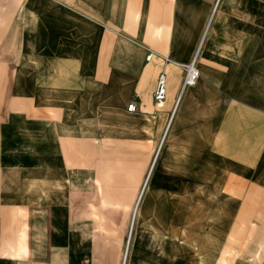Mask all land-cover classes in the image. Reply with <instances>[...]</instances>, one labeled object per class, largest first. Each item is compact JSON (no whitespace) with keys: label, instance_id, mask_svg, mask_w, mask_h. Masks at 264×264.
I'll use <instances>...</instances> for the list:
<instances>
[{"label":"crops","instance_id":"0c3cea01","mask_svg":"<svg viewBox=\"0 0 264 264\" xmlns=\"http://www.w3.org/2000/svg\"><path fill=\"white\" fill-rule=\"evenodd\" d=\"M20 8L14 42L0 25V264H119L117 243L88 227L91 205L101 219H128L122 207L132 206V220H145L149 244L167 258L168 232L208 240L226 232L225 209L185 229L183 203L192 198L184 202L183 190L223 189L224 206L234 190H264V0H24ZM198 49L199 79L177 102L183 66ZM161 74L165 99L156 104ZM160 141L142 211V192L137 202L121 170L93 184L103 194L88 196L89 142L131 156ZM160 191L181 194L170 219ZM141 237L128 264H168L146 258ZM21 243L30 255L18 253Z\"/></svg>","mask_w":264,"mask_h":264},{"label":"rangeland","instance_id":"374dc122","mask_svg":"<svg viewBox=\"0 0 264 264\" xmlns=\"http://www.w3.org/2000/svg\"><path fill=\"white\" fill-rule=\"evenodd\" d=\"M22 2H24V0H3V18L0 19V25H3L4 35L8 34L7 36L12 42H14L15 28L14 26L12 28L11 24H15L16 14L18 11H21L20 7ZM218 2L219 0H217V4ZM202 42L203 36L199 39L197 48L201 49ZM3 50L4 55L8 54L5 52L8 50L5 44ZM149 55H151V53H148V56ZM148 56H146L145 59H147ZM3 70H5V59L3 69V61L2 58H0V100L3 99ZM170 122L171 116L165 126V132ZM160 143L161 141L158 146L155 143H142L137 146V148L130 150L132 153L131 156H126L125 154L112 153V148L116 147L110 146V142H104V146L102 144L94 145V142H89L86 163L88 196L95 197L98 194H103L104 190H97V192L96 189L93 188V184L101 183L100 181L109 179L112 173L117 176V172L121 170L120 172L123 173L120 175L122 177L124 176L125 181L134 180L137 185L135 189L136 201L140 192H142V197L138 204V209L142 211L143 201L146 197V183L147 181L155 179V169L157 168L159 160L158 152ZM58 160L59 157H57V161ZM154 162H156L155 166ZM153 166L154 169L152 171ZM223 191V189L206 190L197 188L183 190L184 202H187L186 198H192V203H187V205L183 203L185 229H193L194 226L205 221L208 216H212L214 210L225 209L227 212L226 232H212L213 235L210 240L202 234L206 232H198V236H194V238H192L194 232H168L169 236L166 239V247H163L164 251H162L164 255H168L167 258L161 254L159 247L157 248L155 244H149L150 237L148 236V228L145 226V220H140L137 215L135 220H132V206L125 205L122 207L124 210L127 209V213L130 210L128 219L125 218L127 215L121 212L120 214H113V212L106 213L104 219H101L96 215L95 207L97 206L91 205L89 208H91L93 212L90 216L93 219L87 222L88 227H93L94 230L104 234L105 237L113 239L117 243V259L119 264H128L131 262L135 253V248L139 250V247H132L133 240L138 239L139 235H142L140 244L146 246L144 249L140 248L142 251L144 250L142 254L153 261L155 259L161 260V257H163L162 260L165 258L168 260V264H194V261L197 260V258L200 260L201 256L206 264H213L214 262L215 264H238L235 262H242L241 264H264V190L251 188L234 190L236 193L233 191L232 203L226 206L223 205ZM162 193L163 192L160 191V196L165 198L164 200L166 202L162 207H168V218L170 219L174 216L176 208L181 206V203H178V201L181 200V194L175 196L174 192ZM125 194H127V190H125ZM240 195L243 196V199H241L243 201L242 204L238 203L237 200L239 199H235V196L239 198ZM168 198L169 201L167 202ZM89 200L94 202L93 198ZM107 206L108 205L105 204L104 208H107ZM109 206L110 208H121V206L118 205ZM57 230L62 232L63 222L59 223ZM57 230L56 232H58ZM153 230L155 229L153 228ZM156 234L158 236H163L161 232H156ZM209 235H211V232ZM129 241L130 246H128ZM148 246H150V248L152 247L151 250ZM19 251H22L25 255H30L26 244L21 243L18 253ZM1 256L3 257V254H1ZM12 256L14 257V255ZM154 257L156 258L154 259ZM124 258H126V261ZM154 264H156L155 261Z\"/></svg>","mask_w":264,"mask_h":264},{"label":"built area","instance_id":"2783aa9c","mask_svg":"<svg viewBox=\"0 0 264 264\" xmlns=\"http://www.w3.org/2000/svg\"><path fill=\"white\" fill-rule=\"evenodd\" d=\"M199 49L197 50L194 58L191 60L190 63L186 64L183 66V69L185 71V75H184V79H183V83L177 98V102L179 101L182 92L190 87H193L196 83L197 80L199 79V72L195 66V62H196V57H197V53H198ZM151 58V55H149L147 57V60H149ZM153 99L155 101L156 104H161L164 99H165V77L163 74L158 76L157 79V84H156V89L153 95ZM127 110L129 112L135 110V106L134 104H130L127 107Z\"/></svg>","mask_w":264,"mask_h":264},{"label":"bare ground","instance_id":"6f19581e","mask_svg":"<svg viewBox=\"0 0 264 264\" xmlns=\"http://www.w3.org/2000/svg\"><path fill=\"white\" fill-rule=\"evenodd\" d=\"M125 259V258H124Z\"/></svg>","mask_w":264,"mask_h":264}]
</instances>
